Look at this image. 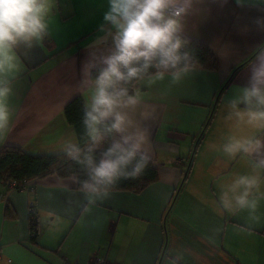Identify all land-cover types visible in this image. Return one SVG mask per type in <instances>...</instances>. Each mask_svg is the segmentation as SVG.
<instances>
[{"label":"crops","instance_id":"obj_1","mask_svg":"<svg viewBox=\"0 0 264 264\" xmlns=\"http://www.w3.org/2000/svg\"><path fill=\"white\" fill-rule=\"evenodd\" d=\"M107 10L108 0H55L48 37L19 50L11 126L0 150L52 156L65 153L69 142L79 144L64 109L76 98L85 107L84 81L111 51L110 37L95 47L107 31ZM183 36L206 46L218 69L198 68L178 85L165 79L147 90L155 110L147 126L156 180L140 193L109 191L96 202L85 198L75 178L31 180L29 193L0 184V264H264V199L256 221L247 210L224 212L218 200L222 183L252 170L247 159L230 160L220 150L237 132L221 117L248 84L253 54L264 45V0H197ZM90 63L96 67L86 76Z\"/></svg>","mask_w":264,"mask_h":264},{"label":"clouds","instance_id":"obj_2","mask_svg":"<svg viewBox=\"0 0 264 264\" xmlns=\"http://www.w3.org/2000/svg\"><path fill=\"white\" fill-rule=\"evenodd\" d=\"M197 0H108L103 20L105 35L97 37L101 67L85 79L88 93L83 113L87 144L66 145V154L83 166L87 179L79 191L89 202L100 201L121 178H136L150 161V129L154 109L150 90L167 79L178 85L198 70L183 36L187 17ZM55 0H0V137L11 126V78L22 67L20 49L38 46L49 35ZM105 32V28L101 29ZM246 86L227 102L221 119L237 130L227 137L222 153L230 160L244 158L251 172L232 175L222 183L218 200L224 212L247 210L256 221L264 199V45L253 54ZM95 63L86 66L95 68ZM142 89H146L142 91ZM246 134H237L240 130Z\"/></svg>","mask_w":264,"mask_h":264},{"label":"trees","instance_id":"obj_3","mask_svg":"<svg viewBox=\"0 0 264 264\" xmlns=\"http://www.w3.org/2000/svg\"><path fill=\"white\" fill-rule=\"evenodd\" d=\"M184 38L187 40L186 50L197 63L199 69L208 71H216L218 69L215 56L206 46L186 37ZM97 72L98 70H93L91 77H94ZM231 80L232 78L228 83ZM218 94H221V90ZM84 110L85 107L80 98L72 100L64 109L65 119L75 129L81 147L87 144V137L82 123ZM51 175L61 179L75 178L78 189L79 181L87 179L83 166L69 158L66 152L52 156H36L25 154L16 148L8 147L0 150V184L5 189L6 182L9 180H14L17 185H20L24 181L42 179ZM156 178L157 172L150 160L140 175L136 178H121L109 191H124L137 194L147 185L154 182ZM29 209L32 210L28 218L29 229H36L37 212L33 205ZM34 240L35 237L31 241L34 242Z\"/></svg>","mask_w":264,"mask_h":264},{"label":"built area","instance_id":"obj_4","mask_svg":"<svg viewBox=\"0 0 264 264\" xmlns=\"http://www.w3.org/2000/svg\"><path fill=\"white\" fill-rule=\"evenodd\" d=\"M6 189L8 191H17V192H21V193H29L32 192V188L30 185L29 181H24L22 182L20 185H17V183L14 180H9L6 182ZM32 210L29 209V213H31ZM37 235V230L36 229H31L30 230V236L31 238H34ZM95 264H103L102 261L97 260L95 262Z\"/></svg>","mask_w":264,"mask_h":264}]
</instances>
